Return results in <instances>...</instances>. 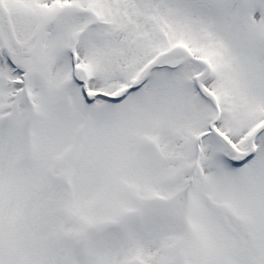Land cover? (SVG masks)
Masks as SVG:
<instances>
[{
	"label": "rangeland",
	"instance_id": "rangeland-1",
	"mask_svg": "<svg viewBox=\"0 0 264 264\" xmlns=\"http://www.w3.org/2000/svg\"><path fill=\"white\" fill-rule=\"evenodd\" d=\"M184 1L2 0V4L14 13V26L28 19L25 30L15 28V37L22 44L34 40L43 20L63 4L88 8L101 22L110 24L89 29L74 50L77 66L86 71L88 93L117 95L139 79L143 65L156 52L174 43L188 46L208 64L205 86L221 110L217 128L232 140L237 153H245L250 149L245 132L264 117V0H240L239 6L232 0H202L206 5L197 4V0ZM18 14L25 16L18 19ZM88 21V16L66 13L44 33L41 46L29 59L16 51L6 22L4 29L0 26L5 45L0 46V116L15 105L18 110L24 97L11 104L9 96L17 88L8 80L20 74H14V68L6 65L5 49H9L16 66L33 73H29L32 108L16 117L14 131L0 133V264L66 261L67 243L62 245L60 240L79 233L74 226L77 221L83 220L85 226L89 224L98 231L102 225L115 222L117 215L139 208L134 195H129V187L146 196L144 199L162 198L165 204L172 196L169 217L179 216L180 207H184L175 196L182 188L191 159L189 138L205 130L215 112L196 99L193 88L176 90H184L189 85L188 77L197 75L201 67L185 61L182 71L165 80L167 87L156 77L149 91L134 96L129 107H139L134 113L120 120L113 119L112 111L98 115L86 143L76 147L74 136L84 113L97 114V106L86 108L76 90L67 95L69 110L65 111L64 105L54 109L53 104L61 97L60 87L70 75L66 52ZM235 27L238 32L233 30ZM183 60L185 55L176 52L162 53L158 59L159 63L170 64ZM33 108L39 118L34 131L33 125L29 129L33 133L29 160L35 164L27 166L29 171H11L10 166L21 159L22 152L18 151L23 136H27L23 125L29 126ZM177 132L180 137L175 135ZM132 137L157 139L160 159H139L132 152ZM69 148L73 152L67 161L64 154ZM200 148L198 175L185 193L191 206L186 208L184 222L190 223L194 231L185 239L182 252L167 246L164 250L165 243L176 240L172 222L154 227L156 232L150 235L144 234L151 229L149 216L157 213L152 209L150 214L142 213V233H134L131 238H94L96 233L86 236L82 248L75 251L73 264H166L170 254L177 258L174 264H264V149L260 146L263 151L237 170L220 162L221 154L236 156L222 140L205 139ZM56 155L59 158L54 161ZM68 162L75 167L74 174L67 169ZM46 170L74 175L72 185L79 198L49 195L43 175ZM83 229L86 227L80 235ZM249 237L255 238V245ZM179 254L185 259H179Z\"/></svg>",
	"mask_w": 264,
	"mask_h": 264
},
{
	"label": "bare ground",
	"instance_id": "bare-ground-1",
	"mask_svg": "<svg viewBox=\"0 0 264 264\" xmlns=\"http://www.w3.org/2000/svg\"><path fill=\"white\" fill-rule=\"evenodd\" d=\"M31 44H32V40L29 41V43H27V44H21L20 49H21V50H27V49L30 48ZM203 79H204V74H203V76H201V77H199V78L197 79L198 84H199L200 88L202 89V92H203L204 94H206L207 96L210 97V95L207 93V91H206L205 89H203L202 86H201V82L203 81ZM253 137H254V134H253L252 138H253ZM241 155H242V154H241Z\"/></svg>",
	"mask_w": 264,
	"mask_h": 264
}]
</instances>
